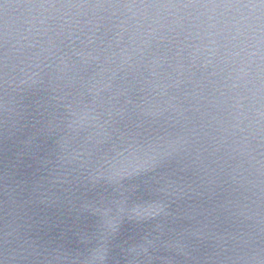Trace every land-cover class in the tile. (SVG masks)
Instances as JSON below:
<instances>
[{"label": "clouds", "instance_id": "obj_1", "mask_svg": "<svg viewBox=\"0 0 264 264\" xmlns=\"http://www.w3.org/2000/svg\"><path fill=\"white\" fill-rule=\"evenodd\" d=\"M0 264H264V0H0Z\"/></svg>", "mask_w": 264, "mask_h": 264}]
</instances>
